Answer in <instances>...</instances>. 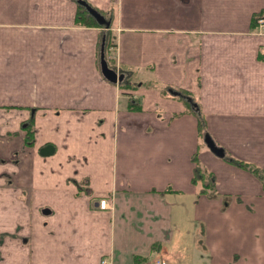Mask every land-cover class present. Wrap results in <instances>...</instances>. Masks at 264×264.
<instances>
[{
  "label": "crops",
  "instance_id": "1",
  "mask_svg": "<svg viewBox=\"0 0 264 264\" xmlns=\"http://www.w3.org/2000/svg\"><path fill=\"white\" fill-rule=\"evenodd\" d=\"M79 1L0 0V264H264V0Z\"/></svg>",
  "mask_w": 264,
  "mask_h": 264
},
{
  "label": "trees",
  "instance_id": "2",
  "mask_svg": "<svg viewBox=\"0 0 264 264\" xmlns=\"http://www.w3.org/2000/svg\"><path fill=\"white\" fill-rule=\"evenodd\" d=\"M80 12L82 14L78 13V17H77L78 23L81 22L80 16H83L85 18V20L87 21L86 24H89V26L98 27V23L93 19L92 16H90L88 14V12L83 7H81ZM112 45H113V43H110V45H109V42H108V49ZM199 124H200V132H201L200 134L204 135V132H203L204 123H203V121L199 120ZM27 131H28L27 139L31 141L33 139V136H34V130L32 127L29 126V127H27ZM229 161L232 164L236 165L237 167L248 170V171L256 174L257 176L261 177V179L264 183V172L261 169L255 167L254 165H250L249 163H246V162L236 161V160H232V159H230ZM193 162L195 164L193 183L195 185L199 184L200 182L204 183V184H202L203 185V189L201 191L202 194H206V193L215 194V193H217V191L215 189V186H216L215 178L211 174H208L204 171V168L201 166L197 155L194 156Z\"/></svg>",
  "mask_w": 264,
  "mask_h": 264
},
{
  "label": "water",
  "instance_id": "3",
  "mask_svg": "<svg viewBox=\"0 0 264 264\" xmlns=\"http://www.w3.org/2000/svg\"><path fill=\"white\" fill-rule=\"evenodd\" d=\"M79 3L81 6H83L86 9V11L90 14V16H92L97 21L99 25H106L107 27H109L110 23L107 22V19L96 9L91 7L85 0H80ZM101 69L104 77L110 83L113 84L122 83L125 79V74H119L117 71L109 67L108 62L105 59L104 46L102 47V54H101ZM205 143L207 144L209 149L215 154L219 156L224 155L223 150L218 148L208 136H205ZM53 151L54 150L52 146H47L44 149H42L41 154L43 156H49L53 153ZM43 213L48 214L50 213V211L45 209Z\"/></svg>",
  "mask_w": 264,
  "mask_h": 264
},
{
  "label": "rangeland",
  "instance_id": "4",
  "mask_svg": "<svg viewBox=\"0 0 264 264\" xmlns=\"http://www.w3.org/2000/svg\"><path fill=\"white\" fill-rule=\"evenodd\" d=\"M7 136V135H6ZM15 158L13 157V156H6L2 151H1V149H0V164H5V163H7V161L9 160L10 162H12L13 160H14ZM182 203H185V202H183L182 201V198L180 197V196H176V209H178L179 207H181L182 206V208L183 207H187V208H189V206L187 205H181ZM6 207H9V205L8 204H6V205H4L3 206V209L4 208H6ZM1 209H2V207H1ZM180 210V209H179ZM190 215H187V217H185V219L186 218H188ZM189 222H187L186 221V226H185V228H189ZM11 225H13V224H11ZM3 233V232H2ZM19 234V233H18ZM8 235H2V237H1V240L3 241L4 240V238L5 237H7Z\"/></svg>",
  "mask_w": 264,
  "mask_h": 264
},
{
  "label": "built area",
  "instance_id": "5",
  "mask_svg": "<svg viewBox=\"0 0 264 264\" xmlns=\"http://www.w3.org/2000/svg\"><path fill=\"white\" fill-rule=\"evenodd\" d=\"M257 23L259 25L260 28H264V16L259 17L257 19ZM100 208L103 210H112L113 209V205L110 203L109 200H101L100 202ZM154 264H166L165 262L162 261H156Z\"/></svg>",
  "mask_w": 264,
  "mask_h": 264
},
{
  "label": "flooded vegetation",
  "instance_id": "6",
  "mask_svg": "<svg viewBox=\"0 0 264 264\" xmlns=\"http://www.w3.org/2000/svg\"><path fill=\"white\" fill-rule=\"evenodd\" d=\"M120 74V73H119ZM30 122V124L29 125H31V123H32V120L31 121H29ZM44 149V148H43ZM42 151V150H41Z\"/></svg>",
  "mask_w": 264,
  "mask_h": 264
}]
</instances>
